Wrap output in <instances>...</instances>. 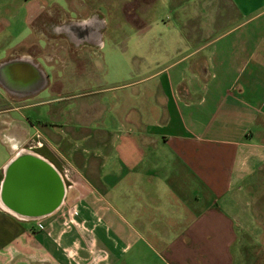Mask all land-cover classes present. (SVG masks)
Wrapping results in <instances>:
<instances>
[{
    "label": "crops",
    "instance_id": "obj_1",
    "mask_svg": "<svg viewBox=\"0 0 264 264\" xmlns=\"http://www.w3.org/2000/svg\"><path fill=\"white\" fill-rule=\"evenodd\" d=\"M203 5L221 33L195 50L218 51H166L102 85L87 51L0 43V68L27 60L49 80L0 90V264H264V0ZM49 14L46 0H0V35L44 41ZM21 151L65 186L39 218L1 201Z\"/></svg>",
    "mask_w": 264,
    "mask_h": 264
},
{
    "label": "rangeland",
    "instance_id": "obj_2",
    "mask_svg": "<svg viewBox=\"0 0 264 264\" xmlns=\"http://www.w3.org/2000/svg\"><path fill=\"white\" fill-rule=\"evenodd\" d=\"M46 1L51 10L49 15L55 16L57 20H64L65 17L74 21L89 20L93 16L99 18L101 31L96 40L85 42L74 47L75 51L67 52L75 54L87 51L86 59L91 62L90 66L100 70L98 79L101 85L111 82L113 77L109 72L114 68H132L136 64L141 67L156 66V60L163 65L168 61L166 51H218L219 42L216 48L213 46L195 50L213 42V38L221 33L222 26L213 23L216 19V6L211 11L212 14L216 10L215 14L206 22L203 17H199V10L201 13L208 12L203 5L207 0ZM211 1L218 4L219 0ZM196 10L197 14L194 13ZM3 33L0 35V43L14 47L11 51L28 50L34 43H37L36 48L41 47V51H57L66 45L64 41L58 40L60 35H57V40H52L53 35L48 34L43 41L35 33L31 34L26 45L16 46L18 37L15 39V36ZM201 33L204 35L201 36ZM4 55L5 52L0 51V56ZM143 57H147L146 63L141 59Z\"/></svg>",
    "mask_w": 264,
    "mask_h": 264
},
{
    "label": "water",
    "instance_id": "obj_3",
    "mask_svg": "<svg viewBox=\"0 0 264 264\" xmlns=\"http://www.w3.org/2000/svg\"><path fill=\"white\" fill-rule=\"evenodd\" d=\"M64 188L59 173L49 162L21 151L7 168L1 201L21 218H39L61 204Z\"/></svg>",
    "mask_w": 264,
    "mask_h": 264
},
{
    "label": "flooded vegetation",
    "instance_id": "obj_4",
    "mask_svg": "<svg viewBox=\"0 0 264 264\" xmlns=\"http://www.w3.org/2000/svg\"><path fill=\"white\" fill-rule=\"evenodd\" d=\"M44 25L54 36L51 37L52 40H57V35H60L58 40L65 42L66 45L61 46L57 51H75L74 47L95 41L101 31L100 20L94 16L89 20L78 21L65 17L58 22L55 16L49 15L44 19ZM36 47L37 45L34 44L33 51H41V47L39 49ZM44 78L31 69L27 60H12L0 68V90L7 95L30 96L49 84V80L46 81Z\"/></svg>",
    "mask_w": 264,
    "mask_h": 264
},
{
    "label": "built area",
    "instance_id": "obj_5",
    "mask_svg": "<svg viewBox=\"0 0 264 264\" xmlns=\"http://www.w3.org/2000/svg\"><path fill=\"white\" fill-rule=\"evenodd\" d=\"M73 214L76 215V214H77V210H74V211H73Z\"/></svg>",
    "mask_w": 264,
    "mask_h": 264
}]
</instances>
